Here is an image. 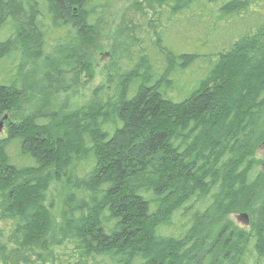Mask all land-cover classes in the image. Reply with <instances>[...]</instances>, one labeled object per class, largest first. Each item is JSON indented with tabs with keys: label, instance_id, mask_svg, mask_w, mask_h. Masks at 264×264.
I'll return each instance as SVG.
<instances>
[{
	"label": "trees",
	"instance_id": "obj_1",
	"mask_svg": "<svg viewBox=\"0 0 264 264\" xmlns=\"http://www.w3.org/2000/svg\"><path fill=\"white\" fill-rule=\"evenodd\" d=\"M114 1L0 0V264H264V0H142L102 97L51 110Z\"/></svg>",
	"mask_w": 264,
	"mask_h": 264
},
{
	"label": "rangeland",
	"instance_id": "obj_2",
	"mask_svg": "<svg viewBox=\"0 0 264 264\" xmlns=\"http://www.w3.org/2000/svg\"><path fill=\"white\" fill-rule=\"evenodd\" d=\"M142 0H116L111 5V10L106 14L104 20L106 24L103 26L101 33L96 37V45L88 52V57L91 62L90 71H82L78 75H68L65 77V83L62 86H58L57 91H53L47 98L51 103V110H59L60 112H66L71 109H77L79 107H85L92 101L93 98L102 97V86L105 83V66L109 62L110 48L112 42V32L122 21L140 22L139 20V6ZM183 84V82H182ZM180 82L181 87L183 85ZM39 92V90L35 91ZM36 105V100L32 99L31 102L24 103V108L27 111L33 110ZM4 115V113H2ZM261 144H259L256 152V158L259 160L261 170L264 176V119L261 122ZM6 127L4 120L0 118V138L5 137ZM260 192L264 187V179L262 180ZM56 183H52L48 194L47 203L54 206L57 205L58 195L56 194ZM55 200L56 202H54ZM255 201V200H254ZM260 209V201H255L251 207L241 209L237 212H233L228 216L231 228H235L237 231H247L251 227L256 219L257 213ZM246 218H245V216ZM217 229L216 231H218Z\"/></svg>",
	"mask_w": 264,
	"mask_h": 264
},
{
	"label": "water",
	"instance_id": "obj_3",
	"mask_svg": "<svg viewBox=\"0 0 264 264\" xmlns=\"http://www.w3.org/2000/svg\"><path fill=\"white\" fill-rule=\"evenodd\" d=\"M245 216V215H244ZM245 218H246V216H245Z\"/></svg>",
	"mask_w": 264,
	"mask_h": 264
}]
</instances>
